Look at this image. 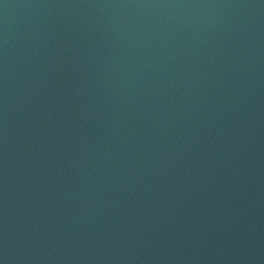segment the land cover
I'll list each match as a JSON object with an SVG mask.
<instances>
[{"label":"water","instance_id":"95a60500","mask_svg":"<svg viewBox=\"0 0 264 264\" xmlns=\"http://www.w3.org/2000/svg\"><path fill=\"white\" fill-rule=\"evenodd\" d=\"M0 264H264V0H0Z\"/></svg>","mask_w":264,"mask_h":264}]
</instances>
